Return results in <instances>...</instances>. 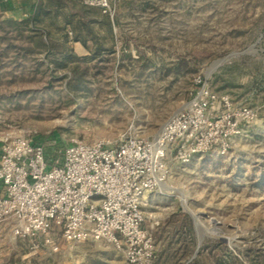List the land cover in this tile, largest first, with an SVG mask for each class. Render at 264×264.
Here are the masks:
<instances>
[{
	"label": "rangeland",
	"instance_id": "374dc122",
	"mask_svg": "<svg viewBox=\"0 0 264 264\" xmlns=\"http://www.w3.org/2000/svg\"><path fill=\"white\" fill-rule=\"evenodd\" d=\"M114 3L113 19L83 0L0 7V20L40 8L23 38L10 30L9 42L0 41V139L39 141L50 164L73 139H151L205 82L234 107L254 109L256 119L223 147L187 162L167 153L166 178L143 206L155 242L149 264L195 257L203 264H264V0ZM34 32L47 38L48 50L36 46ZM11 43L17 48L3 51ZM55 232L57 251L1 224L0 264H129L106 240L67 242Z\"/></svg>",
	"mask_w": 264,
	"mask_h": 264
},
{
	"label": "built area",
	"instance_id": "2783aa9c",
	"mask_svg": "<svg viewBox=\"0 0 264 264\" xmlns=\"http://www.w3.org/2000/svg\"><path fill=\"white\" fill-rule=\"evenodd\" d=\"M83 2L114 18V0ZM255 119L254 109L234 107L204 82L151 139H73L50 164L43 143L7 135L0 139V225L11 223L16 236L40 239L53 251L59 249L56 230L67 242L106 240L129 264H149L155 242L144 227V197L164 182L167 153L187 162L223 147Z\"/></svg>",
	"mask_w": 264,
	"mask_h": 264
},
{
	"label": "trees",
	"instance_id": "16d2710c",
	"mask_svg": "<svg viewBox=\"0 0 264 264\" xmlns=\"http://www.w3.org/2000/svg\"><path fill=\"white\" fill-rule=\"evenodd\" d=\"M15 4H16V0H11V1H5V0H0V7L3 9V10H6V9H10V10H15L14 7H15ZM96 8V7H95ZM39 6L37 8L36 7H32L31 11H30V17H26L24 19H5V20H0V41H7L9 42V40L12 38V35H9V31L12 30V31H17V36L19 38H23L24 37V30H25V27L26 25L31 22V21H35L37 19V16L39 14ZM97 11L98 13H102L101 10L99 8H97ZM104 16H107L105 14H103ZM32 16V17H31ZM34 36H38V38L36 39V46L40 49V50H48L49 48V43H48V40L47 38L41 33V32H34L32 34V37ZM10 47H5V49H3V51H5L6 53L8 51L12 49H16L17 46L13 43H11V45L9 44ZM22 46V45H21ZM21 46L19 47L20 49H22V53L26 54V53H30V52H34L33 49H28L26 47H22ZM19 49V50H20ZM21 51V50H20ZM74 74L73 76H78L76 75V72H75V68H72ZM215 244L216 243H211V244H207L208 246H211L210 247V250L215 247ZM189 264H203V262L200 260V258L198 257H195L193 260H191L189 262Z\"/></svg>",
	"mask_w": 264,
	"mask_h": 264
},
{
	"label": "crops",
	"instance_id": "0c3cea01",
	"mask_svg": "<svg viewBox=\"0 0 264 264\" xmlns=\"http://www.w3.org/2000/svg\"><path fill=\"white\" fill-rule=\"evenodd\" d=\"M34 7H36V5ZM0 191H1V183H0ZM155 194H156L155 191L148 192L144 197V205L146 202H148L149 198H151L150 196L151 195L154 196Z\"/></svg>",
	"mask_w": 264,
	"mask_h": 264
},
{
	"label": "water",
	"instance_id": "95a60500",
	"mask_svg": "<svg viewBox=\"0 0 264 264\" xmlns=\"http://www.w3.org/2000/svg\"><path fill=\"white\" fill-rule=\"evenodd\" d=\"M199 241H200L199 243L201 244V242L203 241V238H202V237H200V240H199ZM200 244H199V245H200Z\"/></svg>",
	"mask_w": 264,
	"mask_h": 264
},
{
	"label": "bare ground",
	"instance_id": "6f19581e",
	"mask_svg": "<svg viewBox=\"0 0 264 264\" xmlns=\"http://www.w3.org/2000/svg\"><path fill=\"white\" fill-rule=\"evenodd\" d=\"M163 184V182H161V185Z\"/></svg>",
	"mask_w": 264,
	"mask_h": 264
}]
</instances>
